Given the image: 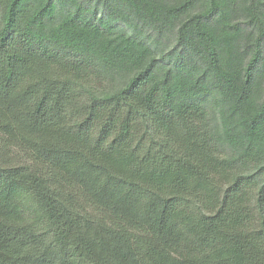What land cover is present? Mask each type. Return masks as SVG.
<instances>
[{"label":"trees","instance_id":"16d2710c","mask_svg":"<svg viewBox=\"0 0 264 264\" xmlns=\"http://www.w3.org/2000/svg\"><path fill=\"white\" fill-rule=\"evenodd\" d=\"M0 264H264V0H0Z\"/></svg>","mask_w":264,"mask_h":264}]
</instances>
